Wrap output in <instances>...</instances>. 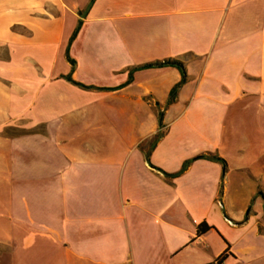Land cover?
Instances as JSON below:
<instances>
[{
	"label": "crops",
	"instance_id": "0c3cea01",
	"mask_svg": "<svg viewBox=\"0 0 264 264\" xmlns=\"http://www.w3.org/2000/svg\"><path fill=\"white\" fill-rule=\"evenodd\" d=\"M89 2L0 0V264H264V0Z\"/></svg>",
	"mask_w": 264,
	"mask_h": 264
},
{
	"label": "trees",
	"instance_id": "16d2710c",
	"mask_svg": "<svg viewBox=\"0 0 264 264\" xmlns=\"http://www.w3.org/2000/svg\"><path fill=\"white\" fill-rule=\"evenodd\" d=\"M93 2H94V0H90L88 6L86 8V10L90 7V5ZM81 15L83 17L84 16V13H82ZM80 25H81V21L79 20L78 21V24H77V26H76L73 34H72V36L70 37L69 44L74 39V37H75V35H76V33H77ZM69 44H68V48L66 50V57H67L68 62L73 67L74 66V61L69 58V54H68ZM166 66H171V67L177 68L179 70L180 74H181V80H180V82L170 92L169 99H168V103H171V102L174 101V99L176 97V94H177V91L180 88V86L186 82V73H185L184 67H183V65H182V63L180 61L174 60V59H165V60H162V61H154V62H150V63H145V64H142L140 66L133 67L130 70V76H131V74L134 71H137V70L149 69V68H160V67H166ZM65 79L68 82L72 83L73 85H76V86H78V87H80L82 89H92L93 88V87H90V86H84L82 84H79V83L73 81L69 75L66 76ZM96 89H98V90H107V89H102V88H96ZM200 158H208V159H212V160H217V161L221 162L223 166H225L224 161L222 159H220V158L213 157V156H204V155H202V156H197L195 158H192V159L186 161L183 164V166H182V168H181V170L179 172H177L175 174H172V175H167V174H165V175L166 176H169V177L177 176L178 174H180L181 172H183L185 170V168L189 165V163H191L193 160L200 159ZM209 229H210V227H208L205 223H202V224L198 225V227H197V233L198 234L204 233V232L208 231ZM223 258H224V255H222L221 257H219L217 259L218 263H222Z\"/></svg>",
	"mask_w": 264,
	"mask_h": 264
},
{
	"label": "built area",
	"instance_id": "2783aa9c",
	"mask_svg": "<svg viewBox=\"0 0 264 264\" xmlns=\"http://www.w3.org/2000/svg\"><path fill=\"white\" fill-rule=\"evenodd\" d=\"M207 264H221V263H218V261L215 260V261L209 262V263H207Z\"/></svg>",
	"mask_w": 264,
	"mask_h": 264
}]
</instances>
